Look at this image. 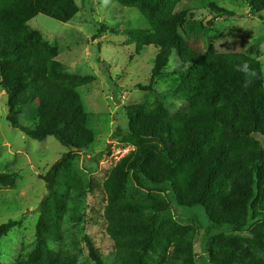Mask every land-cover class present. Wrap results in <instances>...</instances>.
I'll return each mask as SVG.
<instances>
[{
    "label": "trees",
    "instance_id": "obj_1",
    "mask_svg": "<svg viewBox=\"0 0 264 264\" xmlns=\"http://www.w3.org/2000/svg\"><path fill=\"white\" fill-rule=\"evenodd\" d=\"M181 1L128 2L148 24L146 29L124 32L133 41L136 53L150 46L158 48L151 85L142 90H152V84L165 75L172 54L176 53L190 65L186 82L199 94L171 120L141 108L127 113L125 132L137 149L118 163L106 183L116 201L108 212L119 220L112 233L118 239L120 253L124 251L130 257L125 264H147L146 258L157 245L161 231L179 226L171 218L170 207L198 208L206 218L202 227L210 264H256L228 250L218 249L212 255L208 245L225 229L250 231V244L262 255L260 264H264V146L254 139L255 135L264 137L262 66L244 53L209 51L201 56L194 52L181 35L182 27L187 24L191 32L197 33L213 22L207 27H193L188 23V13L177 10ZM247 1L264 21V0ZM210 7L219 16L233 14L216 4ZM78 10L74 0H0V87L7 93L6 119L13 129L36 141L54 137L68 149L83 151L95 143L77 91L84 79L60 72L62 65L54 60V49L26 26L36 13L67 23ZM244 64L254 75L238 70ZM26 99L39 105L33 129L21 122ZM67 157L64 154L43 178L50 196ZM8 179L7 174H0V185H10ZM126 180L147 193H164L165 198L119 199L117 194H123ZM19 226L21 221L1 225L0 243ZM50 227L52 220L42 217L37 227L40 241L45 240ZM87 245L96 264H107L89 238Z\"/></svg>",
    "mask_w": 264,
    "mask_h": 264
},
{
    "label": "rangeland",
    "instance_id": "obj_2",
    "mask_svg": "<svg viewBox=\"0 0 264 264\" xmlns=\"http://www.w3.org/2000/svg\"><path fill=\"white\" fill-rule=\"evenodd\" d=\"M74 1L79 10L71 21L62 23L36 13L26 26L54 49V60L62 65L60 72L84 79L77 91L95 143L87 150H71L54 137L36 141L13 129L6 119L7 93L0 87V174H7L11 182L0 185V226L21 221V226L0 243V264H96L89 255L88 238L107 264H125L130 257L124 251L120 253L118 239L112 233L119 220L108 212L116 201L106 183L118 163L137 149L125 132L127 113L141 108L171 120L199 94L186 82L190 65L176 53L165 75L152 84V90H142L151 85L158 48L150 46L136 53L133 41L125 36L127 30L148 28L140 11L128 5L130 0ZM211 4L233 14L219 16ZM177 10L188 13V23L193 27H207L213 22L197 33L191 32L187 24L182 27L181 35L194 52L201 56L209 51L251 55L261 63L264 78V21L247 0H182ZM25 102L21 122L33 129L39 105L29 99ZM254 139L264 146V137L255 135ZM66 153L65 166L50 196L43 178ZM117 195L119 199L165 198L164 193L136 188L130 180L125 181L123 194ZM227 207L232 211L231 205ZM170 210L179 226L161 231L157 245L146 258L147 264H210L204 250V212L175 205ZM42 217L51 219L53 227L40 241L37 227ZM251 238L250 231L225 229L208 246L212 255L218 249L228 250L244 261L260 264L262 255L250 244Z\"/></svg>",
    "mask_w": 264,
    "mask_h": 264
},
{
    "label": "clouds",
    "instance_id": "obj_3",
    "mask_svg": "<svg viewBox=\"0 0 264 264\" xmlns=\"http://www.w3.org/2000/svg\"><path fill=\"white\" fill-rule=\"evenodd\" d=\"M238 70L244 72L245 74H252L254 75V72L250 73L249 71V68H248V65L247 64H244L242 68H239Z\"/></svg>",
    "mask_w": 264,
    "mask_h": 264
}]
</instances>
